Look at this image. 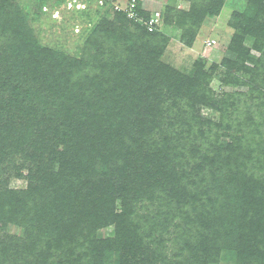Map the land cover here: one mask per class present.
Returning <instances> with one entry per match:
<instances>
[{
    "label": "trees",
    "instance_id": "16d2710c",
    "mask_svg": "<svg viewBox=\"0 0 264 264\" xmlns=\"http://www.w3.org/2000/svg\"><path fill=\"white\" fill-rule=\"evenodd\" d=\"M190 1L189 11L167 5L166 16L169 24L182 28V38H187L186 42L191 45L205 17L216 12L224 0ZM137 10L145 19L150 17L142 5H138ZM114 12L113 21L104 18L94 25L88 42L101 54L96 56L114 60L113 68L120 66L121 71L114 85H103L100 79L106 74L101 72L100 65H93L86 75L87 80L82 81L86 85H82L74 81L81 68L55 50L39 46L18 4L14 0H0V46L6 51L0 59V157L5 151L26 150L25 138L30 136L32 129H39L41 118L47 116L41 104H55L59 107V116L52 119V128H69V135L70 132L74 134V139L73 135L70 137L73 142L69 150H77L84 158L103 156L106 163L109 155L128 157L135 150L142 151V146L146 151L156 152L152 155L153 161H163L174 154L176 162L173 166L162 163L156 172L148 169L147 174L152 180L148 191L152 199L164 196L166 209L181 212L188 220L184 224L185 230H180L173 240L164 238V233L158 234L157 238L151 237L153 234L147 228L153 213L141 212L135 218L131 217L140 213L135 205L141 191L125 192L127 188L133 190L127 180L124 187L116 185L113 188V183L104 186L105 200L110 198L108 192L113 189L123 192L122 209L115 211L112 217L108 204L96 209L100 213L93 212L89 207L91 203L86 200H81L85 204L81 203L77 208L73 200L77 194L81 195L85 189L83 185L87 186L89 182V179H82L88 169L80 173L74 168L69 173V161H66L64 169L60 170L58 166L57 171L47 177L49 165L44 163L47 167L44 169L41 164L42 171L38 172L39 176L32 177L35 182L27 190L7 191L5 197L4 193L0 194V208L8 209L7 216L1 218L23 221L26 226L30 224L31 229H27L30 239L33 227L44 236L39 243L35 241L27 246L21 256L17 253L5 256L0 264H20V261L46 264L55 247L65 249L62 247L65 241L69 245L65 253L68 256L77 254L80 263L100 264L113 249L125 248L132 255V264H157L160 261L161 264H177V257H182L184 264H218L222 261L220 253L223 249L232 251L224 253L226 263L229 255H236L235 264H264V153L256 148L255 138H248L251 130L245 126L247 122L231 124L224 111L222 124L219 123V127H224L222 135L216 134L207 140L209 130L202 127L210 128L212 124L197 114V103L204 100L203 95L199 97V86L204 79L201 66L197 64L188 75L174 70L161 60L168 37L157 30L148 31L144 24L130 19L123 10ZM131 24L135 25V31L130 29ZM129 44L136 48L131 51ZM240 49L235 45L228 52V58L235 66L241 65L245 55ZM121 51L124 52L120 54ZM125 64L127 71L122 70ZM95 67L100 70H93L94 73ZM170 130L173 133L178 130L174 147L168 145L171 143ZM149 156L147 152L146 158ZM41 160L46 158L43 156ZM145 163L150 164V160ZM229 165V173L218 180L219 192L215 196L204 195L211 209L196 205L195 202L204 201L202 191L196 194L206 181L201 176L202 171L212 167L221 170ZM110 166V163L106 164V168ZM166 166L168 170L164 171ZM134 169L138 168L134 166ZM134 175L131 170V182ZM79 183H83V187ZM31 199L35 201L31 203ZM111 223L116 224L115 236L98 238L97 229ZM4 225L0 221V227ZM169 240L180 245L179 250L172 256L165 254L162 259L154 256L151 263L150 250L165 249L164 243ZM189 254L194 256L193 260L188 258ZM196 258L201 261L195 262Z\"/></svg>",
    "mask_w": 264,
    "mask_h": 264
},
{
    "label": "rangeland",
    "instance_id": "374dc122",
    "mask_svg": "<svg viewBox=\"0 0 264 264\" xmlns=\"http://www.w3.org/2000/svg\"><path fill=\"white\" fill-rule=\"evenodd\" d=\"M14 1L29 21L33 34L36 36V43L41 47L55 50L58 54L75 62L76 67L81 68L74 76L75 82L82 84V81L87 80L86 75L91 72V66L100 65L101 72L106 74V76L102 75L101 84H115L116 76L121 71L120 66H116L114 69L113 67L116 65L113 62L114 60L107 61V59L104 60L98 57L101 54L91 47L88 42V36L95 24L101 22L104 18L109 21L114 20L115 12L112 10V5L108 6L106 4L103 6L99 0ZM170 4L189 11L192 1L142 0L143 9L147 13L151 15L159 12L161 14V22L157 32L169 38L163 48L161 60L173 67L174 70L187 75L194 70L197 64L201 66L204 79L202 85L199 86V97L203 95L204 100H199L200 102L197 103V114L203 118L202 120H208L212 124L210 128L209 126L207 128V125L202 127L209 130L206 139L209 140L212 136L221 134L224 127L221 128L219 125L222 124L221 118H223V112L226 111V118L231 124L237 125L238 123L247 122L245 123L247 125H244L248 130H251L248 138H255L256 148L264 153V0H224L216 12L205 17L195 33L191 45L186 42L187 38H182V28L180 26L169 24L166 16V6ZM130 29L135 31V25L131 24ZM235 45L245 52L240 66L233 65L234 63H231L228 58V52ZM128 48L132 51L136 48V45L129 44ZM123 52L121 51L120 54ZM3 55H6V51L5 48L0 46V59ZM122 63H126L125 60L124 62L122 60ZM98 69L95 67L92 72H94L93 70L98 71ZM76 70L75 68L74 72ZM122 70L127 71L126 64L122 66ZM128 77H131V75ZM82 85H86V82ZM41 107L46 111L47 116L41 118L42 120L40 119L39 129H32L30 136L25 138L26 144H24V147L26 150H19L18 152L5 151V155L0 157V194L4 193L3 196L5 197L7 191L27 190L33 185L32 182H35L32 177L39 176L38 172L42 171L41 164L44 169L47 167L46 165H49L47 167L49 171L46 172V176L50 177L57 171L58 166L62 170L65 162L69 161V166L67 167L70 169L69 173L74 168V171L80 173H83L82 171H85L86 168L88 169L87 174L82 175V179H86V181L89 179V182H87V186L79 183V186L83 185L85 189L82 190L80 196L79 194L75 196L73 200L75 207L78 208L81 203L85 204L81 200H86L91 203L89 207L94 212L96 209L108 204L109 216L112 217L115 211L119 212L122 209L123 192L120 189H117V191L113 189L108 192L110 198L105 200L102 195L104 186H111V183H113V188L116 185L124 187L127 180L133 190L127 188L125 192L128 191L135 194L136 189L141 191L137 201L138 204L135 205L136 211L140 213H135L131 217L135 218L141 212L153 213L150 227L147 228L153 234L151 237L157 238L158 234L164 233V238L173 240L174 237L179 235L180 230H185L184 224L188 220L182 216L181 212H173L171 209H166L164 196L152 199L148 191L149 184L152 183L150 176L147 174L148 169L151 168L153 172H156L158 165L162 163L169 167L173 166L176 162L174 154H171L167 159L164 158L163 161L161 159V161L157 162L151 160L152 155H155L156 152L146 151L142 146V151L135 150L128 157L113 158L112 155H109L110 157L106 158V163L103 161V156L94 158L91 156V159L84 158L77 150L74 152H71V148L69 150V146L74 139L73 132H70L69 135V128L61 130L52 128V119H55L57 115L59 116V107L55 104H41ZM163 117L165 116L163 115ZM168 134L171 140L168 145L176 146L173 144V140L178 134V130L174 133L170 130ZM72 135L73 139H70ZM40 141L43 143L37 144ZM147 152L150 153V156L146 158ZM43 156L46 160L42 162L41 158ZM145 160H150V164H146ZM107 163L111 164L110 168H106ZM80 165H83L82 168H80ZM134 166L138 169H134ZM168 166L165 169L163 168V170L167 171ZM131 170L135 173L133 182L129 180V172ZM229 170L230 165L225 166L221 170L212 167L211 169L205 168L202 171L201 176L206 181L199 191L196 190V194L202 191L201 195L204 201L202 203L201 200L195 202L196 205L210 208V205L206 203V196H215L219 192L218 185L220 182L218 180L223 179L229 173ZM138 173L140 175L137 177ZM74 175L75 173L71 177L73 178ZM157 176L159 177V175ZM187 189L190 190L191 188ZM88 191L91 193L88 194ZM154 194L156 195V191H154ZM30 201L33 203L35 199ZM112 209L114 210L113 214L111 213ZM161 211H163L162 215H160ZM7 212L8 209L1 206L0 221L5 224L0 227L1 263H3L5 256L9 257V255L14 253H17V256H21V252L25 253L27 251V246H31V243L35 241L39 243L44 236L38 229L33 227L34 231L30 239L27 229H31V225L28 224L29 226H26L23 221L21 223L11 222L1 218L3 215L7 216ZM30 213L31 215L34 214ZM95 213L100 212L96 211ZM8 217L11 216L9 215ZM115 232L116 224L111 223L98 228L96 235L98 238L113 237ZM172 242L171 240L165 242L164 246L166 248H161L159 252H156L152 248L153 246L150 245L152 248L149 252L151 263L154 261V256L162 259L165 254L172 256L175 251H178L180 245ZM62 244L65 249L60 250L59 247H55V250H52L53 255L48 258L46 264H89L84 261L80 263L81 260L77 258L75 253H72V256H68L65 253V250L69 247L67 241ZM227 252L231 253L232 251L221 250L220 260L222 261H219L218 264L236 263V255H229V258H227L228 262L224 261V253ZM131 257L132 255L128 252V249L123 248L120 251L113 249V252L100 264H132ZM188 258L193 260L194 256L189 254ZM29 259H31V256ZM66 259L70 261L67 262ZM176 261L179 262L177 264L185 263L182 257H177ZM194 261L200 262L201 260L196 258ZM18 263L23 264L21 261ZM157 264H161V261Z\"/></svg>",
    "mask_w": 264,
    "mask_h": 264
},
{
    "label": "built area",
    "instance_id": "2783aa9c",
    "mask_svg": "<svg viewBox=\"0 0 264 264\" xmlns=\"http://www.w3.org/2000/svg\"><path fill=\"white\" fill-rule=\"evenodd\" d=\"M99 2L103 6L106 4L108 6L112 5V9L114 10L125 11L130 19L144 24L150 32L156 31L159 28L161 22V14L159 12L152 13L148 19H145L138 12L137 7L138 5H142V0H99Z\"/></svg>",
    "mask_w": 264,
    "mask_h": 264
}]
</instances>
